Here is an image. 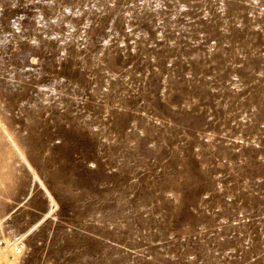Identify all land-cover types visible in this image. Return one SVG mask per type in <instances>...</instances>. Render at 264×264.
Here are the masks:
<instances>
[{
    "label": "rangeland",
    "instance_id": "374dc122",
    "mask_svg": "<svg viewBox=\"0 0 264 264\" xmlns=\"http://www.w3.org/2000/svg\"><path fill=\"white\" fill-rule=\"evenodd\" d=\"M0 264H264V0H0Z\"/></svg>",
    "mask_w": 264,
    "mask_h": 264
}]
</instances>
